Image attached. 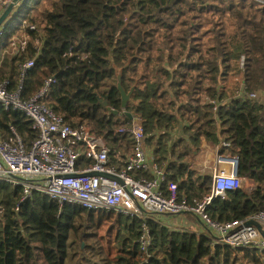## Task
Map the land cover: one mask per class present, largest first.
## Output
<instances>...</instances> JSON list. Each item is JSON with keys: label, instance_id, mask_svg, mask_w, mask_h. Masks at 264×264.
<instances>
[{"label": "trees", "instance_id": "obj_1", "mask_svg": "<svg viewBox=\"0 0 264 264\" xmlns=\"http://www.w3.org/2000/svg\"><path fill=\"white\" fill-rule=\"evenodd\" d=\"M30 1L0 42V82L9 79L15 88L20 65L33 59L23 97L55 78L46 105L71 126L97 129L115 163L132 153L131 142L115 135L130 121L121 113L140 117L147 148L166 169L167 182L178 184L180 198L211 191V177L192 165L203 143L219 133L230 143L224 152L245 162L240 174L248 172L252 186L215 197L209 214L232 221L264 211V0ZM237 59L243 62L240 95L222 101V84ZM116 68L125 91L133 90L125 109ZM207 99L219 103L216 114ZM10 123L24 140L36 138L29 118L0 107V139ZM21 195L20 187L0 183V264H264V250L246 260L240 255L246 248L214 243L209 231L170 228L156 213L146 220L153 236L146 254L137 241L144 219L72 203L60 213L39 191L16 210Z\"/></svg>", "mask_w": 264, "mask_h": 264}, {"label": "built area", "instance_id": "obj_2", "mask_svg": "<svg viewBox=\"0 0 264 264\" xmlns=\"http://www.w3.org/2000/svg\"><path fill=\"white\" fill-rule=\"evenodd\" d=\"M14 1L0 0V15ZM17 5L23 6L24 1ZM31 29L36 28L31 26ZM7 30V24L0 26V42ZM33 66V59L20 65V80L15 88L10 87L9 79L0 82V107L25 115L37 131L36 138L28 142L10 123L8 135L0 139V183L20 187L22 191L16 210L39 191L58 203L60 213L72 203L87 210L144 219L137 241L146 254L153 243L151 228L146 222L152 213L191 214L206 226L214 243L232 249L264 250L261 232L255 225L248 224V221L259 222L264 228V211L249 220L232 221H220L209 214L215 197L243 189L240 174L245 168L243 160L224 152L230 143L221 141L217 150V163L229 164L230 170L220 169L217 165L212 167L211 191L202 198H180L178 184L167 182L165 169L147 148L140 117L133 115L126 125L115 131L116 136L124 135L132 145V153L124 161L120 160L121 163H115L105 136L97 129L85 124L71 126L61 114L46 105L45 99L55 78L47 79L33 96L23 97L24 79ZM251 96L255 97V94ZM207 100L216 114L219 103ZM123 113L127 115V111L123 110ZM164 183H167L166 188H163Z\"/></svg>", "mask_w": 264, "mask_h": 264}, {"label": "crops", "instance_id": "obj_3", "mask_svg": "<svg viewBox=\"0 0 264 264\" xmlns=\"http://www.w3.org/2000/svg\"><path fill=\"white\" fill-rule=\"evenodd\" d=\"M234 62H235V60L232 61V68L235 67ZM218 135H219V133L217 134L216 139H215V141H213V143L208 142V141L203 143V151H202L203 154H202V157L199 156V158H198V161L203 162L202 168L198 169L197 167H195V168L193 167L194 170L197 171L201 175H209L210 176V171L212 170V167H214L215 165H217L220 169H224L226 171L230 170L229 164L217 163V150H218L220 142L223 141L222 139H219ZM225 151H227V150H225ZM149 152H151V154H153V152L151 150H149ZM242 165L245 167L244 161H242ZM165 171H166V169H165ZM242 178H243V180H245L242 190H244L245 192H248L252 186V181H251L249 175L245 172L242 174ZM156 218L159 219L158 217H156ZM159 220H161L164 224H166L170 228H176V229L181 228V229H186L188 231H192L195 233H198L197 232L198 230L196 229V227H194L196 224L195 222H198L203 227L205 226L197 218H195V219H194V217L189 218L185 214L181 215L180 217H174L173 218L174 222H169V221H166L165 219H163V220L159 219ZM204 228H206V226ZM263 230H264V228H263Z\"/></svg>", "mask_w": 264, "mask_h": 264}, {"label": "rangeland", "instance_id": "obj_4", "mask_svg": "<svg viewBox=\"0 0 264 264\" xmlns=\"http://www.w3.org/2000/svg\"><path fill=\"white\" fill-rule=\"evenodd\" d=\"M33 1L34 0H31L29 2V4L32 5ZM9 21H10V19L7 21V23ZM16 23H17V21L13 22V24H16ZM227 32H228V37L230 38L231 43H236L238 41V37L236 35L233 23L230 20H228V22H227ZM234 64H235V67L232 69L231 74L229 76H227V78H226L227 81L222 84V86H224L222 98H221L222 101L223 100L225 101L226 99H230V98H233L234 96L240 95L239 90H240V86H241V77H242V67L241 66L243 63H241L240 60L237 59V61L235 60ZM202 154L203 153H201V155H200L201 157H202ZM202 165H203V162L197 160V162H194V164L192 166L194 168L197 167L198 169L199 168L201 169ZM244 182H245V180H243V185H244ZM164 215H166V216H161V215H158V216L160 217V219H162V220L165 219L166 221H169V222H174V220H173L174 217H180L181 216V215L172 216V215H167V214H164ZM96 216H98V213ZM195 223L196 224L194 227H196V229L198 230L197 231L198 233H201V234H207L208 233L207 228H204L205 226L203 227L198 222H195ZM105 225H106L105 226L106 230L103 232H104V236L107 237V230H108V227L110 225V222H108ZM244 251L245 252L240 253V255H242L243 257H245L246 254H249V252H250V255H251V253L253 255L259 254V250L256 251V249H250V250L245 249ZM235 257L237 258V256H235ZM233 258H234V255H232V259ZM245 259L247 260V257H245Z\"/></svg>", "mask_w": 264, "mask_h": 264}, {"label": "water", "instance_id": "obj_5", "mask_svg": "<svg viewBox=\"0 0 264 264\" xmlns=\"http://www.w3.org/2000/svg\"><path fill=\"white\" fill-rule=\"evenodd\" d=\"M22 1H24V3H25L27 0H15L14 2L10 3L6 7V9L0 15V26L2 24H8L7 21L9 19L11 20L16 15L17 11L19 10V6L17 5V2H22ZM116 72H117V80H118L117 86H118V89L121 93L122 108L125 109L127 107L128 102L131 99V95H132L133 90L130 92L125 91V89L122 86V69L116 68ZM115 113L118 114L117 111ZM127 115L130 119L133 118V115L131 113L127 112ZM248 224L255 225L257 227V229L261 232V235L264 237V230H263L262 225L259 222L248 221Z\"/></svg>", "mask_w": 264, "mask_h": 264}]
</instances>
